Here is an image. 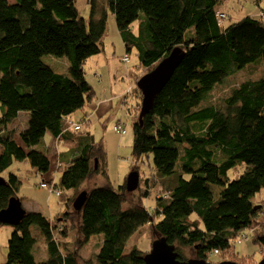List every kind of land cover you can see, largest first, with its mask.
I'll list each match as a JSON object with an SVG mask.
<instances>
[{"label": "trees", "instance_id": "1", "mask_svg": "<svg viewBox=\"0 0 264 264\" xmlns=\"http://www.w3.org/2000/svg\"><path fill=\"white\" fill-rule=\"evenodd\" d=\"M224 1L87 0L90 16L85 19L77 0H0V176L15 162L46 174L51 168L46 137L68 143L58 155L63 179L54 187L68 196L67 209L57 218L28 212L11 226L5 264H144L148 250H140L138 243L129 252L127 247L145 226L175 246L183 261L191 259L185 250L206 261L234 252L244 236L259 246L264 260V230L255 228L264 208L255 202L264 193V75L254 78L264 62V9L226 24L217 17ZM110 13L125 47L122 62L129 64L134 55L140 77L173 49L185 53L141 123L142 95L134 89V171L140 173L145 158L151 170L137 202L128 198L135 191L128 192L127 180L118 187L111 182L104 141L72 128L77 124L82 132L91 123V117L74 121L73 116L96 97L85 65L105 49ZM61 58L69 66L57 72L54 61ZM240 72L248 78L232 80ZM212 93L214 101H209ZM25 111L28 127L11 128ZM114 127L118 136L126 134L123 124L121 132ZM240 166L242 174L230 179L229 172ZM155 183L159 195L150 210L146 200ZM21 184L10 174L0 185V212L17 197ZM83 191L87 201L76 211L73 203ZM75 220L79 237L69 246L67 225ZM5 225L0 222V228ZM34 225L45 240L46 261L35 257ZM95 235H103L101 250L84 259L80 251ZM235 257L256 264L252 257Z\"/></svg>", "mask_w": 264, "mask_h": 264}, {"label": "rangeland", "instance_id": "2", "mask_svg": "<svg viewBox=\"0 0 264 264\" xmlns=\"http://www.w3.org/2000/svg\"><path fill=\"white\" fill-rule=\"evenodd\" d=\"M258 2V3H257ZM260 3V6H259ZM77 8L79 12L81 13V16L85 19H89L90 16V10L89 5L87 3V0H77ZM220 10H227L230 18L225 21L226 24H229L231 22H236L241 20L247 15H259V11L264 9V0H226L222 2V4L219 7ZM108 27L107 32L105 34L104 39V46L106 50H110V56H108V61L106 65L112 68V63L115 58H119L120 56H123L125 54V47L123 45V40L121 38V35L117 28V23L113 15H109L108 18ZM116 47V49H115ZM115 58H114V56ZM104 56V54H99L97 56H94L90 58L86 65L85 70L87 75L89 74V78L91 81V84L93 88L96 89L97 96L95 100H101L105 97H110L111 95V86H108L109 78L107 77L106 73H103L102 69L96 70L95 73H98L101 75L104 74V83L98 82V80L94 77L92 66L97 64L99 66V58ZM137 59L134 55H132L130 63L127 65L125 69L123 70V73L126 75V79L121 81V88L124 92V96L128 90L129 87H135V78H139L141 75L140 69L137 67ZM55 64V70L57 72H64L67 67L69 66V61L67 58H61L57 59V61H54ZM256 72V77H261L264 75V62L258 66V72ZM139 77H138V76ZM246 72H240L238 75H234L235 79H232L234 81H242L247 77ZM233 77V78H234ZM231 83H228L224 89L221 91V94H225ZM103 90H107V93H103ZM212 96L208 99L209 101L213 100V93ZM127 101L123 102L126 97H120L119 100L115 101L112 106L113 110L111 111L110 117H104L101 118L98 122H96V119L98 118L97 115L91 119V123H85L83 125V131L84 133L91 132L95 139L97 141L103 140L105 144V149L107 152V163L108 166L106 167L107 174L109 175V178L114 186L118 187L120 185H123L125 181L127 180L128 175L134 171V168L136 167L135 161H133L132 156V146H133V140H134V121L136 118V111H135V93L134 90L131 91V93L127 96ZM100 103V102H98ZM141 109V107H140ZM28 111L20 113L19 117L11 123V128H17L20 131L25 130L28 127ZM140 114V113H139ZM109 117V118H108ZM80 114H77L73 116L74 121H79ZM119 121V122H117ZM121 123L125 126L126 134L123 135V137L118 136L113 131V126H115V123ZM116 123V125H117ZM105 124V125H104ZM80 127L77 124L72 123V127L76 129V127ZM90 129V130H89ZM83 131L81 132V128L79 130H76V133L78 135H82ZM47 145L51 146L53 145V141H51V138L49 135L45 139ZM52 142V143H51ZM67 150V149H66ZM147 158H145L144 163L141 165L140 169V177L142 181H139L140 189L135 191L134 193L128 194V198L130 200L134 199V201H139L141 198V194L146 191V184L144 181L146 178H148L151 174V170L148 167ZM151 162V158H150ZM97 163V162H96ZM52 167H54V159L52 160ZM99 165V164H98ZM153 167V166H152ZM31 166L29 164H23V162H15L11 166V170L14 172V174L21 177L22 182L24 183L20 195L22 197H25V201L28 202V206L30 210H34L37 208V210H34L33 212L40 211V213L44 212V215H48L50 218H55L58 214L65 211L64 207H61V205L65 204L64 202L67 199V196L64 192V195L62 197H58L57 195H54L51 193V190H44L43 188H40L37 186L38 182L30 183V180L32 179V175L27 173V170H30ZM62 168V167H61ZM138 170V168H137ZM139 171V170H138ZM244 171V167L240 166L237 169L231 170L229 172L230 179H236L239 177L242 172ZM31 172V170H30ZM62 171H60L57 174V178L55 180V183L57 185L60 184L61 181V175ZM7 175V174H5ZM156 177H153V179ZM155 180V179H154ZM158 182V186H159ZM87 185H90V181H88ZM156 183L155 186L152 187L150 185V192L152 197L148 198L146 200V206L148 209L153 210L155 206V194L159 191L157 190ZM59 187V186H58ZM90 187H87V190H89ZM211 189L214 192V195H218L219 189L212 186ZM256 205L260 207L264 203V193H261L255 197ZM57 218V217H56ZM60 221V220H59ZM58 221V222H59ZM54 224L55 222L54 219ZM60 223V222H59ZM69 224V223H68ZM74 225L71 226L70 224L67 225L68 231H69V237L66 239V242L71 246L74 241L79 237V234L76 232L77 227V220L73 223ZM262 225V226H261ZM256 229L264 230V208L259 216L258 224L255 226ZM32 235L37 239V243L34 248V254L37 258V261L42 262L46 261L49 257L45 240L38 237L40 232V229L37 226H32L31 228ZM14 232V228L8 225H5L0 228V263L5 264L7 255H8V240L11 238L12 234ZM247 232H249L247 230ZM158 239V236L155 235L153 229L151 226H145L143 229H140L138 233H136L129 241L127 251L129 252L130 248L132 246L136 245L140 250L147 251L148 253L151 250L152 243ZM103 244V235H95L93 236L90 241L81 249L80 254L84 259H91L95 254L99 253L101 250ZM235 254L239 255L240 257H252V259L255 260L256 264H261L263 257L260 251V248L258 245H256L251 239L249 241L240 239L236 241L235 246L233 248ZM185 256L187 258L194 259L196 258L195 252L193 250H185ZM233 251L226 252L222 254L221 256L217 255H211L210 259L207 261L208 263H220L222 261H233L236 263L241 264H251L246 260H232L237 259L235 257ZM218 254V253H217ZM240 261V262H239Z\"/></svg>", "mask_w": 264, "mask_h": 264}, {"label": "water", "instance_id": "3", "mask_svg": "<svg viewBox=\"0 0 264 264\" xmlns=\"http://www.w3.org/2000/svg\"><path fill=\"white\" fill-rule=\"evenodd\" d=\"M184 51L180 48L173 49L170 54L164 58L155 69L143 75L136 82V88L142 95L141 109L139 114V122L151 111L157 96L164 89L166 84L171 80L176 69L178 68ZM140 173L138 170L132 171L126 182L128 192H134L139 187ZM3 178L0 177V185L4 184ZM88 198L87 192H81L73 203L76 211H80ZM24 211L21 209L19 200L12 199L8 207L0 212V222L9 226H17L24 218ZM144 264H212L206 260L188 259L183 261L178 259V253L173 245L167 242L164 237H158L152 243L151 250L144 256ZM213 264H238L233 261H222ZM261 264H264L262 260Z\"/></svg>", "mask_w": 264, "mask_h": 264}, {"label": "crops", "instance_id": "4", "mask_svg": "<svg viewBox=\"0 0 264 264\" xmlns=\"http://www.w3.org/2000/svg\"><path fill=\"white\" fill-rule=\"evenodd\" d=\"M222 12H225L228 14L227 10H222ZM255 15L257 16V14H255ZM115 49H116V47H115ZM102 54H104V56L99 58V66H97V64L95 63V65L92 66V71H93V73H95L96 70L102 69L103 73H106L107 77L109 78L108 86H111V92L112 93H111L110 97H105L104 99H101V100H99V99L95 100V98H96L95 97L93 99V101L88 102L85 109L82 111V114H80V118H82L83 116L84 117L87 116L88 118L91 117V119L93 117H95V115H97L98 118L96 119V122H98L101 118H104L107 116L110 117L111 111L113 110V108H112V106L114 105L113 103L115 101L119 100L120 97L121 98L125 97L124 92L121 88V81L125 80L127 78L126 75L123 73V70L126 67V63L122 62V58L126 54H124L123 56H120L118 59L115 58V56L113 55L115 59L112 63V68L109 67L108 65H106V63L109 59L108 56H110V50H106V48H105L104 51L102 52ZM103 73L101 75H99L98 73L94 74V77L100 83H104V81H105ZM88 76H89V74L87 75V78L91 84L90 78ZM135 83H136V80H135ZM129 88L135 89V87H129ZM94 91H95V94L97 96L98 92H96L95 88H94ZM103 93L104 94L107 93V90H103ZM98 102H100V103H98ZM83 134L85 135L87 133H84V131H83ZM67 145H68V143H65L64 141L58 142L56 140H53V145H51L50 155L52 156V158H55V160H54L55 163H54V167H52V169H55V167H56V157L59 155V153L67 151L66 150V149H68ZM23 164H27V163L23 162ZM30 170H31V172H30ZM30 170H27V172H29L32 175V179L30 180V183L32 182V184H33V183L38 182V179L36 177L37 173H35L36 170H34L32 168ZM47 176L49 177L50 174ZM50 178H52V177H50ZM52 179H54V181H55V178H52ZM25 205L27 207H30V206H28L27 201H26ZM34 210H37V208ZM34 210H32V211H34ZM38 212H40V211H38ZM43 214H44V212H43Z\"/></svg>", "mask_w": 264, "mask_h": 264}, {"label": "bare ground", "instance_id": "5", "mask_svg": "<svg viewBox=\"0 0 264 264\" xmlns=\"http://www.w3.org/2000/svg\"><path fill=\"white\" fill-rule=\"evenodd\" d=\"M22 113V112H21ZM58 142H62V140L61 141H58ZM59 156H57L56 157V167H55V169H52V165H51V168H50V171L48 172V173H46V174H41L37 169H34L33 167H31L32 169H34V170H36V172L35 173H37V175H36V177H37V179H38V184H37V186L38 187H40V188H43L44 190H51V192L54 190V187H55V181H54V179H52V178H55V180H56V177H57V174L60 172V171H62L63 172V169L61 168V166L63 165L62 163H60V159L58 158ZM55 160V158H52V156L50 155L49 156V160H50V162H51V164H52V160ZM54 163H55V161H54ZM27 172V171H26ZM28 173V172H27ZM5 174H7V175H5ZM10 174H14V172L11 170V168H10V170H8V171H6L2 176H0L1 178H3L4 179V181H6L7 180V178H8V176L10 175ZM30 174V173H29ZM50 174V176L48 177L47 175H49ZM16 175V174H15ZM63 175H64V173H62V175H61V181H60V183L62 182V179H63ZM19 179H20V181H21V186H20V191H21V188H22V186H23V182H22V180H21V177L20 176H18V175H16ZM50 177H52V178H50ZM20 191H19V193H18V195H17V197H14V198H12V199H14V200H19L20 201V203H21V209H22V211H24V214L26 215L28 212L30 213V212H33L32 210H30L29 209V207H27L26 205H25V203H26V201H25V197H22L21 195H20ZM54 192H52V194H53ZM58 193H59V196L58 197H62L64 194H62V192L60 193V191L58 190ZM80 194V193H79ZM78 194V195H79ZM78 195H77V197H78ZM67 196V195H66ZM76 197V198H77ZM67 198H68V196H67ZM11 199V200H12ZM10 200V201H11ZM67 200V199H66ZM10 203V202H9ZM65 204H63V205H61V207H64L65 208V210L67 209V206H66V201L64 202ZM9 205V204H8ZM63 212H65V211H63Z\"/></svg>", "mask_w": 264, "mask_h": 264}, {"label": "built area", "instance_id": "6", "mask_svg": "<svg viewBox=\"0 0 264 264\" xmlns=\"http://www.w3.org/2000/svg\"><path fill=\"white\" fill-rule=\"evenodd\" d=\"M220 17H221V18H224L225 16H224L223 14H221ZM124 61L127 62V61H128V58L125 57V58H124ZM131 91H133V88H129L126 94L131 93ZM121 125H122L121 123H118L117 125H115L114 130H115L116 132H117V131L121 132L122 130H124V129H122ZM72 128H73V127H72ZM73 129H74V128H73ZM79 129H80V127L77 126L76 129H74V130L76 131V130H79ZM52 192L56 193V195L59 196L58 189L53 190ZM60 193H61V192H60ZM243 239H244V240H247L248 237H247V236H244ZM216 253H218V252L216 251L215 254H216Z\"/></svg>", "mask_w": 264, "mask_h": 264}, {"label": "clouds", "instance_id": "7", "mask_svg": "<svg viewBox=\"0 0 264 264\" xmlns=\"http://www.w3.org/2000/svg\"><path fill=\"white\" fill-rule=\"evenodd\" d=\"M223 14L225 17L224 18H221L220 15ZM260 15V14H259ZM218 19L220 22H224L226 20H228V18L230 17L229 14L225 13V12H220L218 15H217ZM134 90V88H133Z\"/></svg>", "mask_w": 264, "mask_h": 264}]
</instances>
